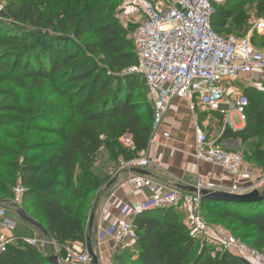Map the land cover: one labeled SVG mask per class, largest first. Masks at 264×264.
<instances>
[{
	"label": "trees",
	"instance_id": "obj_1",
	"mask_svg": "<svg viewBox=\"0 0 264 264\" xmlns=\"http://www.w3.org/2000/svg\"><path fill=\"white\" fill-rule=\"evenodd\" d=\"M251 1L264 9L261 0ZM105 2L22 0L8 9V18L13 24L27 25L33 34L0 22V84L18 90L28 84L38 90L47 87L56 103L41 112L22 111L13 103L0 106V128L14 123L15 118L4 113L27 117L19 144L0 146V204L22 186L20 209L58 244L84 243L88 236L91 199L113 176L97 173L100 153L111 162H127L146 150L152 130L151 105L148 100H135L137 80L146 95L145 82L125 73L137 62L134 47L116 16L103 9L109 5ZM232 2L214 4L211 26L222 36L241 37L221 33L234 21L229 23L232 12L225 9ZM31 39H35L32 44ZM7 92L0 89V96L5 98ZM248 92L255 93V99ZM246 95L245 126L235 131L226 128L221 137L240 140L243 147L264 133V90H248ZM126 136L132 149L120 144ZM249 160L264 171V148L255 149ZM201 209L206 222L226 225L232 232L245 231L240 241H251L249 247L264 253V200L253 204L202 200ZM174 212L162 209L136 216L139 250L116 251L113 264H245L226 252L213 256L212 247L198 245ZM46 260L41 250L24 244L0 253V264H48Z\"/></svg>",
	"mask_w": 264,
	"mask_h": 264
},
{
	"label": "built area",
	"instance_id": "obj_2",
	"mask_svg": "<svg viewBox=\"0 0 264 264\" xmlns=\"http://www.w3.org/2000/svg\"><path fill=\"white\" fill-rule=\"evenodd\" d=\"M123 9L120 20L136 26L132 41L137 57L135 65L125 73L143 78L147 100L153 109V123L148 146L157 144V136L168 140V131L161 130L174 101L185 102L194 113L216 114L226 128L236 130L231 117L236 115L243 125L247 120L248 90H264V51L252 43V36L264 35V20L252 22L245 37L222 36L213 30L211 19L214 4L219 0H119ZM193 156L218 168L227 175L232 195H244L262 189L264 172L248 165L241 153L231 152L211 140L198 123L194 124ZM132 149L130 137H123ZM146 151L135 158L121 162L118 172L144 169L150 165ZM135 191L146 189L149 199L134 210L127 205L118 208L119 217L95 231L93 252L101 264H108L111 254L103 245L113 242L116 251L133 250L138 236L133 220L142 213L173 209L183 216V224L190 237L211 246L219 252L238 257L245 264H264V253L246 246L222 226H210L202 216V191H217L202 177L190 187L193 192H182L161 186L153 180L135 175L129 179ZM220 191V190H219ZM25 189L18 185L11 198L0 208V253L19 244L40 249L50 256L48 249L57 251L62 264H90L85 242L58 244L48 237L42 240L16 234L17 223L8 216L9 208L21 210ZM103 214L108 211L103 209ZM217 253V252H215ZM112 254V255H113Z\"/></svg>",
	"mask_w": 264,
	"mask_h": 264
},
{
	"label": "crops",
	"instance_id": "obj_3",
	"mask_svg": "<svg viewBox=\"0 0 264 264\" xmlns=\"http://www.w3.org/2000/svg\"><path fill=\"white\" fill-rule=\"evenodd\" d=\"M224 1L226 0H219L218 3ZM204 115L208 116L206 113L201 114V112L197 111L192 113L185 102L174 101L161 126V130L168 131L170 137L168 140H164L158 134L157 144L147 146L145 151L151 163L147 168L142 169L144 174H136L131 170L118 172L117 169L112 176V179L118 176L115 183L109 189L106 190L104 188L93 196L92 200L95 210L90 236L92 248H95V229L97 225L107 226L113 219L118 218V208L121 205H127L135 210L139 204L146 202L150 198L148 190L135 191L130 185L129 179L135 175L147 177L161 186L182 192H187L188 188L196 182L198 177L208 180L217 191L228 190L230 181L227 175H223L215 166L204 161L195 160L193 156L194 124L198 123L208 133L211 140L216 141L217 144L227 151L238 152L243 146L240 140L221 139L223 123L216 114H210L208 118H204ZM239 126L243 128L245 125L242 123L235 125L236 128ZM125 147H127L126 143ZM252 168L262 171V169L255 166H252ZM259 192L264 193V184ZM103 209L107 210L108 213L103 214ZM174 214L183 222V216L180 212L175 211ZM29 237L39 240L44 238L35 228L30 230ZM48 239L50 238L48 237ZM103 248L106 254L113 256L114 246L110 239L105 242ZM48 251H51L50 256H57L56 250L48 249Z\"/></svg>",
	"mask_w": 264,
	"mask_h": 264
},
{
	"label": "rangeland",
	"instance_id": "obj_4",
	"mask_svg": "<svg viewBox=\"0 0 264 264\" xmlns=\"http://www.w3.org/2000/svg\"><path fill=\"white\" fill-rule=\"evenodd\" d=\"M261 1H262V3H264V0H261ZM21 2H22V0H0V22L2 24H4L5 26L11 25L13 27L21 28L26 34H33L32 33L33 30L30 29L27 25H23L20 23H14L13 24V23H11L12 21H10V19L8 18V16H9L8 15V9L13 7V6L19 5ZM224 2H226V1H224ZM224 2L217 3V5H219V7H221V5L222 6L224 5L223 4ZM108 3H109V5H105L103 9L105 11H111L114 14V16H116L121 27L125 30L127 38L131 40L132 46H133L132 37H133V33L136 29V26L132 23H126V22L120 20V14L122 12L123 5L119 0H107V2H105V4H108ZM225 9L231 10V12H232V17H231V20L229 21V23L232 21V19L234 21L232 24H230L226 28L225 32H221L222 34H232V35H236V36L245 37L248 35V32L251 29L253 21L259 20V19H264V9H259L257 4H255L251 0H233V2L230 5L225 4ZM32 37H33L32 35L29 36V38H32ZM251 39L256 46H258L261 50L264 51V47L262 46V42H264V35L263 36L253 35ZM34 40L35 39H33V40L31 39V44H32V42H34ZM40 50L42 51V49H40ZM136 84L138 85V90L136 92H138V94H139V96L137 95V98L135 99L136 102H146L147 103V98L145 95V91H144V87H143L142 82L140 80H137ZM0 89L9 90V92H7V95L5 98L0 96V106H2V105L7 106V105H10L13 103L14 105L21 108L22 111L27 110L28 108H31V109L36 110L37 112L38 111L41 112L42 110H46L47 107L53 108V106L56 104L53 100V95L50 94V91L47 89V87H44L42 90H38V89H35L33 85L28 84L24 90H18V89H14L13 86H11V85L0 84ZM250 95H251V98L255 99V96H256L255 93L250 92L249 96ZM14 102H16L17 104H15ZM197 112L200 113L199 110H197ZM4 114L7 116H13L15 119H14L13 124L0 128V146H4V147L17 146L20 142V141H18V139H20L22 137V133L24 130V128H23V122L24 121L23 120L27 121V117L25 115H23V116L18 115L16 112H8V113H4ZM204 118H208V116L204 115ZM231 121H232L233 125H238L240 123V121L236 115H233L231 117ZM31 126L32 127L35 126L34 122L31 124ZM43 126H45V125H43ZM240 128H242V127L239 126L238 128H236V130H238ZM42 137L43 136L38 137L37 139H35V141L41 140ZM120 144L125 147V142L123 140L120 142ZM263 148H264V133H263V137L254 139L249 144H247L245 147H242L241 150L238 152H240L242 154L243 158H245L244 159L245 162L248 165H250L251 162L249 160V156L251 154H253L255 149H263ZM107 157L109 158V156L103 155L102 152L100 153V155L97 157V162H96V168L97 169L96 170H97V173H99L101 175L105 174L107 176L109 174L111 176L112 174H114V172L120 166L119 162H117L120 159H118L117 161L111 162ZM5 160H7V158ZM116 162H117V164H116ZM1 172L3 173L4 171L2 170ZM1 180L2 179L0 178V181ZM103 189H104V187H102L96 194H98ZM2 207H4V205L0 204V208H2ZM92 207H93V200L91 199L90 211L87 215V223L89 220L90 213L92 211ZM16 212H17V210H14L12 208H9V210H8V216L10 218H12L17 223L18 227L16 230V234L22 235L25 237H29V232H30V230H32L33 227L24 223L23 221H21L17 217ZM207 223L210 226H216L219 224V223L214 222V221H209ZM221 225L223 228L226 229V225H223V224H221ZM221 225H219V226H221ZM226 230L228 233H230L232 236H234L239 241L241 239V236L245 232L243 230H240L239 232H232V229H230V228H227ZM186 233L190 236V234L187 230H186ZM87 235L88 234L86 231V236ZM197 242H198V245L202 244V242H200V241H197ZM243 242L246 246H248V245L251 246V241H243ZM134 248L137 249V245ZM93 249H94V252H97L94 247H93ZM137 250H139V248ZM215 252L220 253L219 251H216L214 249V251H212L213 256L215 255ZM50 253H51V251H49V254ZM111 259H112V256L108 259V261H109L108 264H113V261Z\"/></svg>",
	"mask_w": 264,
	"mask_h": 264
},
{
	"label": "water",
	"instance_id": "obj_5",
	"mask_svg": "<svg viewBox=\"0 0 264 264\" xmlns=\"http://www.w3.org/2000/svg\"><path fill=\"white\" fill-rule=\"evenodd\" d=\"M132 172L136 174H144L142 169H132ZM118 176H115L113 179L110 180V182L105 186V189H109L117 180ZM194 188L189 187L188 192H193ZM201 198L202 200H207V201H212V202H220V203H233V204H253V203H259L264 200V193H260L258 191H252L248 194L244 195H232L227 192H222V191H202L201 192ZM94 210H95V205L92 208V211L89 216V220L87 223V232L88 236L86 238V248L88 251V254L91 258V263L90 264H101L98 261L97 256L94 254L92 245H91V233H92V227H93V219H94ZM17 217L23 221L24 223L32 226L36 230H38L43 236L48 237L49 234L46 231V229L41 226L38 222L33 220L29 215H27L24 211L18 210L16 212ZM48 264H61L57 258V256H50L46 260Z\"/></svg>",
	"mask_w": 264,
	"mask_h": 264
}]
</instances>
